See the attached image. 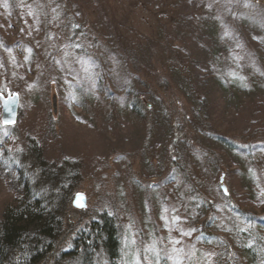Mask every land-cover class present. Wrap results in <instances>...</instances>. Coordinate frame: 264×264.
Masks as SVG:
<instances>
[{
    "label": "rangeland",
    "instance_id": "374dc122",
    "mask_svg": "<svg viewBox=\"0 0 264 264\" xmlns=\"http://www.w3.org/2000/svg\"><path fill=\"white\" fill-rule=\"evenodd\" d=\"M241 7L251 14L245 38L233 20ZM263 20L264 0H0V96H20L11 127L0 103V219L19 196L9 170L33 164L31 141L46 167L75 176L63 233L35 264H77L79 233L104 212L119 222L117 264H155L147 249L159 243L167 264H253L241 248L264 247V149L249 159L199 131L264 145ZM116 80L140 94L142 117ZM92 91L98 97L79 104ZM173 171L181 179L171 181ZM77 194L86 208L73 207ZM171 230L186 242L171 244Z\"/></svg>",
    "mask_w": 264,
    "mask_h": 264
},
{
    "label": "trees",
    "instance_id": "16d2710c",
    "mask_svg": "<svg viewBox=\"0 0 264 264\" xmlns=\"http://www.w3.org/2000/svg\"><path fill=\"white\" fill-rule=\"evenodd\" d=\"M237 10L236 16L233 17L236 23L235 34L245 38L244 35H246L247 30H242L240 25L247 23L251 14L249 15V12H246L243 7ZM260 20L262 21V19ZM248 52L249 51H243L244 55H239V57L244 56L245 59L250 57L252 54L247 55ZM254 56H256V54L252 55V57ZM96 64V66L93 65L94 71L100 69L98 63ZM233 77H235V81L238 80V77ZM92 79L95 86L99 84L100 87H103V79L97 71L95 72V76L92 75ZM115 83L116 89L120 88L119 90L123 95L120 97L122 99L123 97L125 98L124 104L136 112L135 114L137 116H141L142 109L140 106L143 102L140 94L133 91V89L127 88L128 86L125 83L122 84L121 87H119L117 80ZM108 85L104 84L105 89L102 88L106 93V100L107 98L110 99V97L112 99L114 94H116L111 88H108ZM77 92L80 91L77 90ZM78 95V102L82 106H86L92 98L95 99L98 97L97 93L94 91H92L91 95ZM199 133L215 140L232 152L249 157V159H255L254 156L264 149L263 144L256 145L253 149H248V147L244 148L243 146L240 147L227 138L215 133H213V135L210 131L201 127ZM37 145L36 141L30 142L29 151L33 153L34 157L32 160L33 164L30 166L28 165L29 167H26L27 170L24 168L25 164L17 165L19 162L12 165L13 168L15 167L14 169L9 170L15 179V183L17 185L19 183L20 190H18L19 196L16 201L5 209L4 215L0 219V264H35L39 261L38 259L44 257L53 249L54 244L63 233L64 214L69 208L68 201L75 186L71 181L75 176L74 173L70 172V174L67 170L63 173H59L60 170L57 172L53 171V166L46 167L42 150ZM174 178L181 179L177 171L171 172V181L172 179L175 180ZM187 184L191 187V183L187 182ZM190 192L192 196H195V199H200L198 195H196L194 188H192ZM192 202L197 204V201L192 200ZM172 215L180 218L175 209L171 214V220L173 218ZM171 222H173V220ZM177 226L179 225L176 223V228ZM119 227V222L114 215H109L107 212L98 215L87 229L79 233L78 240L80 239V245L73 250V253H75L73 255V260L77 258V264H94L95 253L97 256L100 253L110 264H117L122 256V241L119 234ZM256 227L258 229H264V218L256 224ZM159 229L161 230L162 228L160 227ZM180 232H177L176 235L181 236V240L185 241L186 239L183 237L184 232ZM201 233H204V230ZM248 234H252L251 231L248 232ZM176 235L171 230V244L175 238L174 244L179 241ZM156 241L160 242L161 240L159 241L156 237ZM190 242L192 243L193 241ZM191 243H182L184 244L182 249L187 251L191 250L190 252L192 253V248H195L196 255L199 257L201 255L202 258L203 249L192 246ZM192 244L195 245V243ZM262 247L260 248L261 254L264 252V247L263 249ZM241 249L243 250L242 254L253 264H259L264 260V254H258V243L255 240L253 244H245ZM161 251H165L164 244H156L152 250L147 249V258L149 260L151 258L152 260L150 261H154L155 264H167L168 256H166V254L159 257V252ZM175 253L176 250H174V246H171V261H174ZM193 255L192 253V256ZM19 257L20 259L18 260H20V262H17L16 260ZM202 262L203 260L201 263ZM209 262V260H206V264H210Z\"/></svg>",
    "mask_w": 264,
    "mask_h": 264
},
{
    "label": "water",
    "instance_id": "95a60500",
    "mask_svg": "<svg viewBox=\"0 0 264 264\" xmlns=\"http://www.w3.org/2000/svg\"><path fill=\"white\" fill-rule=\"evenodd\" d=\"M0 103L2 109L1 121L2 124L5 125L6 120H11L12 123L5 126H13L17 123L18 113H19V105H20V96L17 93L8 94L6 96H0ZM223 178L221 179V181ZM225 191V187H223ZM73 207L77 209L86 208V197L84 194H77L75 199L72 202Z\"/></svg>",
    "mask_w": 264,
    "mask_h": 264
},
{
    "label": "snow or ice",
    "instance_id": "6c2138e0",
    "mask_svg": "<svg viewBox=\"0 0 264 264\" xmlns=\"http://www.w3.org/2000/svg\"><path fill=\"white\" fill-rule=\"evenodd\" d=\"M5 6H7V5H5ZM227 34H228V33L226 32L225 35H227ZM4 123H5V125H8V124H11L12 121H11V120H6Z\"/></svg>",
    "mask_w": 264,
    "mask_h": 264
}]
</instances>
